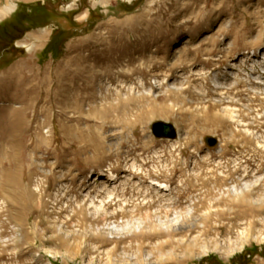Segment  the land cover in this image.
<instances>
[{"label": "rangeland", "instance_id": "374dc122", "mask_svg": "<svg viewBox=\"0 0 264 264\" xmlns=\"http://www.w3.org/2000/svg\"><path fill=\"white\" fill-rule=\"evenodd\" d=\"M8 5L0 264H264V0Z\"/></svg>", "mask_w": 264, "mask_h": 264}, {"label": "bare ground", "instance_id": "6f19581e", "mask_svg": "<svg viewBox=\"0 0 264 264\" xmlns=\"http://www.w3.org/2000/svg\"><path fill=\"white\" fill-rule=\"evenodd\" d=\"M14 9H15V6H13V5H8V6H6L3 10H0V18H2V16L3 15H5V14H8V13H10V12H12V11H14ZM262 56H263V58H264V52L262 53ZM243 60V59H242ZM230 76L233 78L234 76H235V73L234 72H231L230 73ZM215 83L217 84V85H221V82H219L218 80H216L215 81ZM264 83V82H263ZM262 84V83H261ZM264 91V90H263ZM229 101V100H228ZM32 102V101H31ZM227 112L228 113H226V114H228L231 118H235L233 115H235L234 114V111H232V110H227ZM264 145V144H263ZM102 176H104V175H102ZM112 180H115L116 178H115V176L113 175V174H111L110 176H109ZM259 180V179H258ZM257 182V181H256ZM250 183H252V182H250ZM257 184V183H256ZM245 186L246 187H248L249 185H248V183H246L245 184ZM104 187H106V186H104ZM117 187L118 186H113L112 188H109V187H106V189L105 190H107L106 191V194H107V196L108 197H110V196H112L113 197V195H115L114 193H115V191H116V189H117ZM123 188H124V186H123ZM152 189H154V191H156L157 193H164V192H169L170 190H169V187L167 186V185H165V184H162V183H158V182H156V183H154L153 182V184H152ZM235 190H236V188H234ZM166 196V195H165ZM170 196V195H169ZM106 200V199H105ZM264 200L262 199V202H263ZM90 203V202H89ZM103 200H101L100 201V204L99 205H95V203L93 204L96 208H102V206H103ZM103 211H104V209H103ZM264 211V203H262V206H261V208H260V212H263ZM106 212V211H105ZM104 214V213H103ZM147 215H149V214H147ZM152 218V217H151ZM263 221H264V218H263ZM141 224V223H140ZM164 224H166V222L164 223ZM169 224V223H168ZM173 224V223H172ZM164 226V225H163ZM118 226L116 225V226H114L111 230H113L114 232L115 231H117L118 232V230L120 229V227H119V229L117 228ZM162 227V226H161ZM169 227V226H168ZM122 228V227H121ZM173 228V227H172ZM124 229V228H123ZM123 229H122V231H123ZM132 229V228H131ZM138 229V228H137ZM176 229V228H175ZM62 232V231H61ZM119 233H120V231H119ZM66 235V234H65ZM70 235V234H69Z\"/></svg>", "mask_w": 264, "mask_h": 264}, {"label": "water", "instance_id": "95a60500", "mask_svg": "<svg viewBox=\"0 0 264 264\" xmlns=\"http://www.w3.org/2000/svg\"><path fill=\"white\" fill-rule=\"evenodd\" d=\"M152 133L158 139L175 140L178 136V131L173 124L162 121L152 125ZM207 142L211 147L217 144L215 138H209Z\"/></svg>", "mask_w": 264, "mask_h": 264}, {"label": "trees", "instance_id": "16d2710c", "mask_svg": "<svg viewBox=\"0 0 264 264\" xmlns=\"http://www.w3.org/2000/svg\"><path fill=\"white\" fill-rule=\"evenodd\" d=\"M38 6H39V5H38ZM42 15H44V16L47 15V10H46V9H43V10H42ZM19 16H20V15L18 14L16 17H19ZM14 24H16V23H14ZM22 33H23V31H21V32L15 37V39L21 37V35H23Z\"/></svg>", "mask_w": 264, "mask_h": 264}]
</instances>
